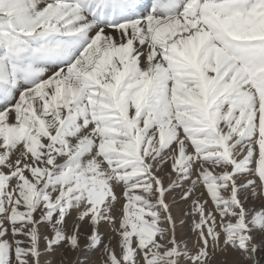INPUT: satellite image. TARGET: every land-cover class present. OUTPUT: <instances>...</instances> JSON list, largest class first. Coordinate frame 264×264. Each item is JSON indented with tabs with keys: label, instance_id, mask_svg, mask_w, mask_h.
<instances>
[{
	"label": "snow or ice",
	"instance_id": "snow-or-ice-1",
	"mask_svg": "<svg viewBox=\"0 0 264 264\" xmlns=\"http://www.w3.org/2000/svg\"><path fill=\"white\" fill-rule=\"evenodd\" d=\"M85 250L264 264V0H0V264Z\"/></svg>",
	"mask_w": 264,
	"mask_h": 264
},
{
	"label": "rangeland",
	"instance_id": "rangeland-1",
	"mask_svg": "<svg viewBox=\"0 0 264 264\" xmlns=\"http://www.w3.org/2000/svg\"><path fill=\"white\" fill-rule=\"evenodd\" d=\"M173 213L177 216V218L179 219V209L174 210L173 209ZM105 232H107V229H105ZM178 232H181L183 234H187V229H178ZM188 238L190 239V236H188ZM85 243V241L81 240V244L83 245ZM54 260H59L60 259V255L59 253L55 254L53 257ZM77 259V256L75 254H68V260L71 261H75ZM79 259L81 261H84L85 259H87L88 261H96L97 264H99V253L98 252H89V251H82L79 255Z\"/></svg>",
	"mask_w": 264,
	"mask_h": 264
},
{
	"label": "bare ground",
	"instance_id": "bare-ground-1",
	"mask_svg": "<svg viewBox=\"0 0 264 264\" xmlns=\"http://www.w3.org/2000/svg\"><path fill=\"white\" fill-rule=\"evenodd\" d=\"M174 210H177V208H174Z\"/></svg>",
	"mask_w": 264,
	"mask_h": 264
}]
</instances>
